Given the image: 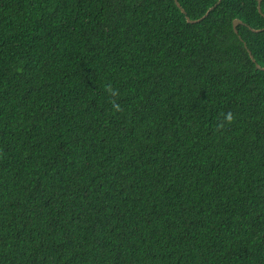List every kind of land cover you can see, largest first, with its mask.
<instances>
[{"label":"trees","instance_id":"16d2710c","mask_svg":"<svg viewBox=\"0 0 264 264\" xmlns=\"http://www.w3.org/2000/svg\"><path fill=\"white\" fill-rule=\"evenodd\" d=\"M179 1L0 0V264H264V3Z\"/></svg>","mask_w":264,"mask_h":264},{"label":"water","instance_id":"95a60500","mask_svg":"<svg viewBox=\"0 0 264 264\" xmlns=\"http://www.w3.org/2000/svg\"><path fill=\"white\" fill-rule=\"evenodd\" d=\"M175 1H176V3L178 4V6L181 7L182 11H183V12H186V10L181 6L180 1H179V0H175ZM220 1H221V0H218V2H217L216 4H218ZM257 1H258V8H259V10L261 11V2H260V0H257ZM214 7H215V5H214V6H211V7L209 8V10L206 12V14H205L204 16L200 17V18L192 19L190 16H187V20H188L189 22H197V21H200V20H201L202 18H204V17L209 13V11L212 10ZM240 23H242V20H240V19H238V18H236V19L234 20V27H235L236 31L238 30V29H237V26H238ZM254 30H255V31H258L257 29H254ZM249 52L251 53L250 50H249ZM251 56H252V58L255 60V58L253 57L252 54H251ZM259 67H261L262 69H264V66H259Z\"/></svg>","mask_w":264,"mask_h":264},{"label":"snow or ice","instance_id":"6c2138e0","mask_svg":"<svg viewBox=\"0 0 264 264\" xmlns=\"http://www.w3.org/2000/svg\"><path fill=\"white\" fill-rule=\"evenodd\" d=\"M261 3H264V0H260Z\"/></svg>","mask_w":264,"mask_h":264}]
</instances>
